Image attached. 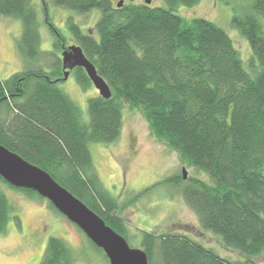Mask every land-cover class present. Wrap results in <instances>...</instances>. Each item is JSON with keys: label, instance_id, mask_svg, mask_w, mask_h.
<instances>
[{"label": "trees", "instance_id": "16d2710c", "mask_svg": "<svg viewBox=\"0 0 264 264\" xmlns=\"http://www.w3.org/2000/svg\"><path fill=\"white\" fill-rule=\"evenodd\" d=\"M212 1L231 7V26L251 51L245 62L222 28L177 13L180 6L191 8L200 0H164L165 7L39 0V9L34 0H0V16L21 23L16 49L23 64L21 71L0 79V144L47 172L129 241L121 207L102 186L89 145L115 143L124 105L138 110L152 136L196 173L180 194L201 229L243 257L223 258L179 232H142L138 247L149 264H260L254 259L264 256V0ZM49 6L73 14L98 12L94 35L84 33L71 17L65 20L74 45L111 92L109 99L96 95L87 100L86 120L57 87L63 81L59 54L67 46L50 22ZM41 23L53 37L51 51L40 49ZM72 75L81 90L91 88L82 68ZM183 180L182 174H175L151 188L178 189ZM1 185L45 201L58 213L33 190L12 187L0 177V236L13 210ZM151 188L137 193L129 204ZM40 264H73L69 246L50 237Z\"/></svg>", "mask_w": 264, "mask_h": 264}, {"label": "rangeland", "instance_id": "374dc122", "mask_svg": "<svg viewBox=\"0 0 264 264\" xmlns=\"http://www.w3.org/2000/svg\"><path fill=\"white\" fill-rule=\"evenodd\" d=\"M113 5L145 4L147 0H110ZM152 7H165L164 0H149ZM37 9L39 0H34ZM245 3V2H242ZM177 13L185 18H202L222 28L231 38L234 47L245 62L251 55L248 42L231 26L232 10L220 2L200 0L198 5L188 8L180 6ZM39 19H42L38 11ZM48 16L54 27L66 38V46L75 44L65 28V20L71 17L84 33L94 35V25L98 12L73 14V12L48 7ZM264 28V17L260 18ZM21 34V23L16 19L0 16V79L5 80L23 69L16 49V41ZM40 49L53 50V37L46 25L39 27ZM60 56V54H59ZM71 100L80 108L84 120L87 119V100L98 95L91 85L83 91L76 84L72 74L65 81L57 83ZM122 130L119 139L113 144H90L89 150L93 166L102 186L116 199L121 207L120 217L126 224L129 234L128 244L139 248L142 232H179L213 249L219 256L229 260H242L236 251L226 248L219 236L201 229L197 217L184 203L180 189L186 180L196 173L185 167L176 152L164 142L156 140L138 110L122 109ZM186 171V179L179 188L152 185L163 178ZM200 175L199 177H203ZM12 206L6 232L0 236V264H40L47 241L50 237L62 239L70 248L73 264H109L102 252L95 249L72 223L64 216L50 210L45 201L30 200L22 193L1 185ZM149 189L139 199L129 204L137 193ZM17 217L18 223L15 219ZM254 260L264 264V256Z\"/></svg>", "mask_w": 264, "mask_h": 264}, {"label": "water", "instance_id": "95a60500", "mask_svg": "<svg viewBox=\"0 0 264 264\" xmlns=\"http://www.w3.org/2000/svg\"><path fill=\"white\" fill-rule=\"evenodd\" d=\"M123 1L117 3L121 7ZM145 4H150L147 0ZM65 81L69 71L80 67L85 71L98 96L109 99L111 92L106 82L100 77L94 65L86 59L82 49L70 45L60 55ZM0 177L15 188L33 190L48 201L55 210L76 226L86 238L101 249L109 264H149L146 253L140 248H131L125 238L111 227L78 198L59 185L47 172L22 159L0 144ZM186 179V171L182 169Z\"/></svg>", "mask_w": 264, "mask_h": 264}, {"label": "flooded vegetation", "instance_id": "af4514ba", "mask_svg": "<svg viewBox=\"0 0 264 264\" xmlns=\"http://www.w3.org/2000/svg\"><path fill=\"white\" fill-rule=\"evenodd\" d=\"M115 5H117V4H115ZM123 5V4H122ZM68 47V46H67ZM67 47H65V48H67ZM64 47H62V50H61V52L65 49ZM61 69H62V64H61ZM75 69V68H74ZM74 69H72V70H70L69 71V74H72V72L74 71ZM62 72H63V70H62Z\"/></svg>", "mask_w": 264, "mask_h": 264}]
</instances>
